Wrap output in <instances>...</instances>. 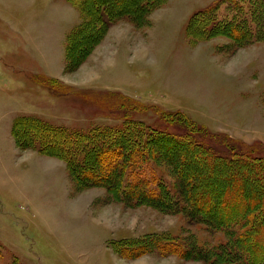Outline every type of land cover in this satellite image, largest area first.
<instances>
[{"label": "rangeland", "instance_id": "obj_1", "mask_svg": "<svg viewBox=\"0 0 264 264\" xmlns=\"http://www.w3.org/2000/svg\"><path fill=\"white\" fill-rule=\"evenodd\" d=\"M20 1L27 0H0L1 112L33 115L76 132L118 127L127 118L183 133L184 127L158 113L181 110L220 133L215 141L202 142L213 153L193 146L198 155L192 153V158L213 162L220 153L225 158L218 161L231 162L227 155L236 162L235 173L252 178L264 167L248 163L264 162V41L233 49L226 36L191 45L186 34L192 15L216 0L165 1L152 10V22L149 18L141 26L125 17L111 22L120 12L99 6L96 17L102 26L109 25L73 71L65 69L66 46L77 25L65 33L78 21L77 9L66 0H36L29 8L35 18L15 23L28 17L26 5L22 13L17 9ZM123 21L129 29L128 24L125 31L112 29ZM103 40L102 53L90 57ZM38 77L50 78L69 93H53ZM14 119L6 130L13 155L7 148L3 156L10 181L0 187V264H245L237 236L249 220L227 228L209 226L181 202L178 210L164 211L113 196L102 183L80 185L71 178L65 159L39 151L37 138L28 135L19 141ZM23 128L19 125V132ZM222 130L256 137L229 139ZM31 153L54 163L41 166L30 159ZM149 153L154 157L150 176L168 187L177 184L162 152L156 148ZM100 157L91 161L95 170L102 165ZM252 182L257 189L264 187V179Z\"/></svg>", "mask_w": 264, "mask_h": 264}, {"label": "trees", "instance_id": "obj_2", "mask_svg": "<svg viewBox=\"0 0 264 264\" xmlns=\"http://www.w3.org/2000/svg\"><path fill=\"white\" fill-rule=\"evenodd\" d=\"M67 1L82 15L81 22L69 32L66 46L65 69L73 71L99 42L109 25L102 26V20L96 17L99 6L120 12L111 22L125 17L141 26L148 24L150 12L166 0ZM186 34L192 44L214 36H226L234 43L233 49L247 42L264 41V0H216L192 15L186 24ZM38 78L53 93H69L67 87L54 86L50 78ZM158 113L169 123H176L181 129L184 127L183 133L157 130L142 121L127 118L118 127L98 126L76 132L46 123L33 115H18L12 128L19 141L22 136L29 135L31 139L34 136L40 142L39 151L65 159L71 178L85 187L102 183L108 186L113 196L119 194L164 211L178 210L181 202L194 218L209 226L227 228L240 223L241 219L249 220L248 226H241L237 236L238 247L243 251L241 256H245V264H264V194L261 193L264 187L262 190L258 188L259 191L252 182L264 179V167L258 169L257 176L252 178L253 175L246 172L235 173L236 162L227 155L226 159L231 162L218 161L225 158L220 153L213 162H198L191 155L197 153L193 146L203 154L207 149L213 153L212 147L207 148L203 140L212 138L215 141L220 133L211 131L181 110H161ZM19 125L25 127L23 133L19 132ZM222 134L236 139L227 133ZM142 135L145 136L142 138ZM156 148L175 173L177 184L168 187L157 176H150L153 172L149 161L154 157L149 152ZM96 156H101L102 162L98 170L91 162ZM244 158L249 160L250 157ZM248 163L250 166L255 163L264 166V162ZM152 240L150 238L149 242Z\"/></svg>", "mask_w": 264, "mask_h": 264}, {"label": "crops", "instance_id": "obj_3", "mask_svg": "<svg viewBox=\"0 0 264 264\" xmlns=\"http://www.w3.org/2000/svg\"><path fill=\"white\" fill-rule=\"evenodd\" d=\"M27 1H29V2H27ZM27 1H20L19 2V4H18V7H17V9H20V13H22V9L23 8H26V9H28V13L26 14V15H28V17L27 18H25V19H16V21H15V23H22V22H29L30 21V19H32V18H35V16H32V17H30V11L32 10L31 8L33 7V4L36 2V0H27ZM67 1V0H66ZM167 2H168V0H166V3L165 4H167ZM67 3L71 6V7H73L74 9H77L75 6H73L69 1H67ZM164 4V5H165ZM25 5H26V7H25ZM164 5H162V6H164ZM29 8L31 9V10H29ZM158 8H160V7H158ZM158 8H156V9H158ZM155 9V10H156ZM154 10V11H155ZM77 11L79 12V17H78V21L69 29V30H67V32L65 33V36H66V34L74 27V26H76V25H78L80 22H81V20H82V15H81V13H80V11L77 9ZM154 11H152L151 13H150V15H149V18H150V21L152 22V19H151V15H152V13L154 12ZM10 21H8L9 23H12V19L10 18L9 19ZM125 24V25H124ZM126 24H128L127 23V21H123V22H120V23H118V24H115V25H113L112 26V29H113V27L114 26H117V27H119L120 29H122V30H124V28L126 27ZM15 25H17V24H15ZM120 25V26H119ZM17 26H19V25H17ZM129 24H128V29H129ZM112 29H110V32H111V30ZM125 31V30H124ZM110 32H109V34H110ZM109 35H107L106 36V38L108 37ZM105 40V39H104ZM104 40H103V42L96 48V49H94V51L91 53V56L90 57H96V56H99V54L100 53H102V50L101 49H103V43H104ZM198 42H200V41H198ZM198 42H195V43H193V44H191L190 42V44L191 45H195L196 43H198ZM17 114H19V113H17ZM13 115V113H9L7 110H6V112L5 111H2L1 112V110H0V124L2 123V122H4L3 123V129L1 130V126H0V187L1 186H3V185H6V184H8V181H10V176L9 177H7L6 176V172H7V162H4L3 161V156H4V152L6 151V149L7 148H9L10 149V154L11 155H13L12 154V147H10L11 145L10 144H8L7 142H6V136H7V132H6V130L9 128V126H11V122H12V120L14 119V117L15 116H18V115ZM21 115V114H20ZM222 131H225V130H222ZM225 133H228V134H230L232 137H234V136H236V137H240V138H237V139H241V138H243V140L244 141H248L249 139H253V138H255L256 136H245V135H236V134H234L233 132H231V131H225ZM236 137H234V138H236ZM257 138H258V136H257ZM31 156V158L30 159H32L33 160V162H38V163H40V165L41 166H43V165H47V163H50V164H52V163H54V162H50L49 160V158H45V157H41V156H38L37 154H34V153H31L30 154ZM32 200V198L31 199H28L27 200V202H30Z\"/></svg>", "mask_w": 264, "mask_h": 264}]
</instances>
